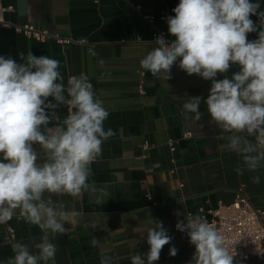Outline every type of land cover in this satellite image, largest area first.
<instances>
[{
  "label": "crops",
  "instance_id": "obj_1",
  "mask_svg": "<svg viewBox=\"0 0 264 264\" xmlns=\"http://www.w3.org/2000/svg\"><path fill=\"white\" fill-rule=\"evenodd\" d=\"M259 2L258 11H264V0ZM3 3L13 7L4 15L10 23L32 24L72 42H38L0 26V56H11L20 63L23 61L19 54L26 56L31 50L37 57L56 59L66 87L69 77L85 73L96 98L109 112L104 128L114 132L103 142L102 155L90 166L88 183L95 185L94 193L85 191L77 197L45 194V199L80 213L75 225H65L67 234H49L50 242L57 245L56 264H100L102 255L110 256L112 264H131V256L149 251L146 230L154 220L162 222L173 239L153 264H189L194 255L189 237L175 227L178 221H186L187 213L200 216L201 208L231 203L240 185L245 186L251 203L264 210V162L255 172L245 168L238 173L237 168H244L242 157L227 148L228 141L222 137L231 134L211 122L206 104L199 106L203 113L200 121L187 120L183 115L184 99L201 96L206 100L211 81L186 74L178 67L179 61L172 66L171 79L167 81L153 77L140 66V61L157 46L151 40L155 30L170 35L167 20L158 19L159 11L163 9L174 16L172 10L179 0ZM136 5L141 6V13L154 15L155 21L151 24L144 20ZM250 18L259 24L257 16ZM257 38V32L248 34L249 41ZM239 70L240 66L233 64L216 79L225 75L231 78ZM140 82L143 93L138 90ZM57 112L61 120L66 117L64 105ZM185 132H190L191 137L182 138ZM168 139L176 141L174 151H170ZM144 143H148L146 148ZM34 148L39 150V145ZM254 176L260 177L258 184L253 183ZM16 211L8 223L14 235L0 245V264L14 256L12 245L16 242L38 253L35 244L43 232L18 217L19 210ZM4 237L5 230L0 225V239ZM93 239H98V246H92ZM173 246L178 249L174 257L169 255Z\"/></svg>",
  "mask_w": 264,
  "mask_h": 264
},
{
  "label": "clouds",
  "instance_id": "obj_2",
  "mask_svg": "<svg viewBox=\"0 0 264 264\" xmlns=\"http://www.w3.org/2000/svg\"><path fill=\"white\" fill-rule=\"evenodd\" d=\"M260 8L259 0H179L172 10L175 15L166 18L168 33L175 39L157 36V46L140 61L145 72L157 79H171L172 66L179 61L186 74L211 81L206 100L184 99L183 115L200 121L199 106L206 104L211 122L231 134L222 139L242 157L240 174L245 168L255 172L264 162V11ZM254 15L258 25L250 18ZM253 32L258 38L249 41ZM19 56L23 62L0 56V225L19 210L43 235L35 244L36 254L28 245L14 243V256L6 264H56L57 245L50 242L49 234H67L65 225H75L80 213L45 199V194L94 193L95 185L88 183L90 166L114 132L104 128L109 112L85 73L70 77L66 87L58 60L37 57L31 50ZM233 64L240 66L238 72L216 79ZM61 105L68 107L62 120L57 112ZM252 181L258 184L260 177ZM185 219L175 227L195 246L189 264H233L226 238L212 224L199 215ZM146 232L149 251L131 256V264H145V257L147 264H153L173 239L160 221L154 220ZM91 243L96 247L99 241ZM177 252L174 246L169 249L170 256ZM100 264H112V258L102 255Z\"/></svg>",
  "mask_w": 264,
  "mask_h": 264
},
{
  "label": "built area",
  "instance_id": "obj_3",
  "mask_svg": "<svg viewBox=\"0 0 264 264\" xmlns=\"http://www.w3.org/2000/svg\"><path fill=\"white\" fill-rule=\"evenodd\" d=\"M135 9L142 15V18L148 23L155 21V16L151 14L141 13V6L136 5ZM11 5H4L0 0V26L11 29L16 34H21L27 38L43 42L49 39L54 40L57 44L64 45L72 42L69 38L60 37L50 33L45 29H37L32 24H13L4 17L6 12L12 11ZM170 16L166 10H160L158 19L166 20ZM163 34L166 40H174L172 36L166 34L162 30H155L152 36V42L156 37ZM248 38V37H247ZM155 43V42H154ZM142 75V74H141ZM72 77V76H71ZM70 78V77H69ZM68 78V79H69ZM143 85L138 84V90L143 93ZM65 107V116L68 114V107ZM191 137L190 132H185L182 138ZM175 140L168 139L167 145L170 151L175 150ZM148 143H144L146 148ZM147 198H151L150 193H146ZM201 217L212 224L227 241V248L230 254L234 255L233 264H264V210L255 207L245 192V186L240 185L235 193L234 200L225 204L218 202L216 207L207 210L200 209ZM191 213H187V216ZM186 216V217H187ZM18 217H23L18 215ZM186 222V221H185ZM9 223V222H8ZM2 225L5 230L4 239H0V245L3 241H9L14 235V229L9 224ZM190 243V239H188ZM191 244V243H190ZM192 245V244H191ZM192 251L195 253V246L192 245Z\"/></svg>",
  "mask_w": 264,
  "mask_h": 264
}]
</instances>
